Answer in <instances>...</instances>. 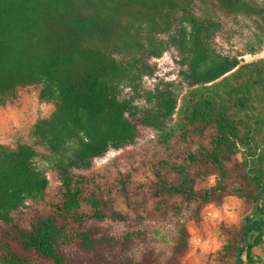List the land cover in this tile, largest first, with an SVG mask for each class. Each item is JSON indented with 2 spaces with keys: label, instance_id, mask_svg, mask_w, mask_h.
<instances>
[{
  "label": "trees",
  "instance_id": "1",
  "mask_svg": "<svg viewBox=\"0 0 264 264\" xmlns=\"http://www.w3.org/2000/svg\"><path fill=\"white\" fill-rule=\"evenodd\" d=\"M137 1L0 0V104L15 98L23 86L51 82L59 100L52 116L36 123L34 134L56 153L68 151V143L78 140L71 152L73 159L69 156L59 166L63 196L51 202L48 210L23 204L24 194L46 185L32 164L33 148L0 146V264H180L189 248V233L181 227L178 236L172 235V253L164 259L165 250L152 242L160 229L157 222L145 212L133 216L117 205L119 197L128 200L136 192L129 172L101 182L94 170L97 158L110 148L132 143L145 125L134 119L129 102L118 97L111 81L120 67L103 47L106 36L116 31L120 15L128 16L141 4ZM218 1L226 10L251 7L245 0ZM168 5L150 10L157 32H166L171 14L175 16ZM186 21L181 34L172 38L183 53L192 82L203 86L185 114L186 130L179 137L159 140V151L169 160L163 159L154 169L156 186L179 194L185 202H195L197 214L206 203H221L228 194L262 203L263 219L246 215L238 224L222 225L227 243L215 254L220 263L230 259L234 264H250L253 248L264 238V178L248 173L246 183L257 192L243 186L234 190L223 180L227 176L223 161L238 138L228 110L247 107L252 95L264 91V63L244 67L250 77L246 83L228 82L235 77L237 70H233L239 62L214 55L210 46L213 22L189 12ZM172 103L167 102L169 110L163 117L173 113L176 104ZM208 128L213 131L207 132ZM188 142L193 146L182 152L191 166L172 164L181 143ZM216 168L222 179L196 189L197 178ZM180 214L172 217L178 220Z\"/></svg>",
  "mask_w": 264,
  "mask_h": 264
},
{
  "label": "rangeland",
  "instance_id": "2",
  "mask_svg": "<svg viewBox=\"0 0 264 264\" xmlns=\"http://www.w3.org/2000/svg\"><path fill=\"white\" fill-rule=\"evenodd\" d=\"M158 1L156 4L150 0L137 1L141 4L131 9L128 16L125 13L120 15L116 31L106 36L105 46L103 43L104 49L116 58L120 67L111 81L118 97L129 102L134 119L145 125L132 143L121 149L110 148L105 155L97 158L94 170L101 182H109L120 173L129 172L136 192L128 200L119 197L117 205L133 216L137 211L145 212L154 219L152 222H157L160 229L154 234L152 242L157 249L165 250L164 259L172 253V235L178 236L181 227H185L189 233V248L181 257L180 264H234L230 259L223 263L215 260L216 252L227 243L221 227L223 224H238L246 215L263 219L259 208L262 203L236 193L228 194L221 203H206L197 214L195 202H185L179 194L157 189L154 169L161 166L160 161L168 159L165 152L159 151V140L169 135L179 137L186 130L185 114L198 99L203 86L192 82L183 53L172 38L173 35L179 36L183 26L188 25L187 12L213 22L212 51L216 56L238 60L239 65L233 71L237 70L235 77L239 76V79L229 77L228 82L243 84L250 78L245 73L248 68L244 67L252 62L264 63V0H245L250 8L232 7L228 10L218 0ZM161 5H168V8L172 7L171 12H175V16L171 14L166 32L155 31V21L150 20V10ZM154 50L159 51V55H155ZM46 85L49 89L44 90ZM263 96L264 91H258L252 95L247 107L239 109L231 106L228 110L229 117L237 126L238 138L229 158L223 161L227 172L223 180L235 187L234 190L243 186L257 192L246 183L248 173H257L264 178ZM58 100L55 84L41 80L21 87L15 98L0 104V146L6 150H15L20 145L32 147V164L46 180L41 191L24 194L23 204L29 209L48 210L51 202L62 198L59 166L68 162L67 157L73 159L71 152L78 142L77 139L72 140L67 145L71 149L56 153L34 134L36 123L52 116ZM173 101L176 104L173 113L163 117L162 114L169 110L167 102L173 104ZM149 118L155 121L150 123ZM211 131L213 128L207 129V132ZM189 144L181 143L179 155L170 161L172 164L175 162L186 168L191 166L182 152ZM148 162L150 165L147 166ZM220 179L222 177L216 168L210 173H202L195 187L208 188ZM178 212L181 214L176 220L172 215ZM171 220H175V224ZM250 264H264V238L260 245L253 248V262Z\"/></svg>",
  "mask_w": 264,
  "mask_h": 264
}]
</instances>
